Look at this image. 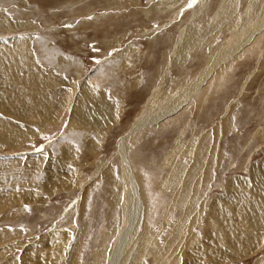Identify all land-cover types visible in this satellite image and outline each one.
Masks as SVG:
<instances>
[{"label": "rangeland", "instance_id": "obj_1", "mask_svg": "<svg viewBox=\"0 0 264 264\" xmlns=\"http://www.w3.org/2000/svg\"><path fill=\"white\" fill-rule=\"evenodd\" d=\"M263 12L0 0V264H264Z\"/></svg>", "mask_w": 264, "mask_h": 264}, {"label": "bare ground", "instance_id": "obj_2", "mask_svg": "<svg viewBox=\"0 0 264 264\" xmlns=\"http://www.w3.org/2000/svg\"><path fill=\"white\" fill-rule=\"evenodd\" d=\"M18 1V0H17ZM228 2V1H227ZM229 2H230V0H229ZM224 3H225V1H224ZM222 6H223V3L221 4ZM170 7V6H169ZM226 7V6H225ZM228 7V6H227ZM226 7V9L228 10V12H232L231 10L232 9H230V11H229V7L227 8ZM231 8V7H230ZM155 9V8H154ZM157 9V8H156ZM225 9V8H224ZM220 10V9H219ZM163 11V10H162ZM225 11V10H224ZM26 12V11H25ZM159 12V11H158ZM227 12V11H226ZM264 13V12H263ZM155 14V13H154ZM220 14V13H219ZM223 15H225V13L223 14ZM222 17V16H221ZM219 19V18H218ZM225 19V18H224ZM227 20V19H226ZM217 21H219V20H217ZM256 31V30H255ZM187 39V38H186ZM181 40V39H180ZM188 40V39H187ZM183 42V41H182ZM110 43V42H109ZM196 43V42H195ZM108 46V45H107ZM109 47V46H108ZM177 48H179V46L177 47ZM17 49V48H16ZM107 49V48H106ZM14 50H15V48H14ZM21 50H23V49H21ZM132 51V50H131ZM109 52V51H108ZM24 55H26L25 56V58L23 59L24 61H25V64H24V66L22 67V69L24 70V73H26V72H28L29 70V68H32V64L30 65V66H28L27 67V65L29 64V61H28V59H27V54H26V51L24 50ZM177 53H178V49H176V52H175V54L177 55ZM183 53V52H182ZM4 54H9V56L11 55V52L10 51H8V52H3L2 54H1V52H0V56H2V55H4ZM18 56V55H17ZM126 56V55H125ZM178 56V55H177ZM132 56H129L128 58H131ZM182 57V56H181ZM236 57V56H235ZM17 58V57H16ZM23 58V57H22ZM120 59H121V57H119ZM123 58V57H122ZM6 59V58H5ZM124 59V58H123ZM122 59V62H120L121 64H119V63H113V64H111V65H113V66H116V67H122V66H124V64L126 63V62H128V60H126V59H124L123 60ZM112 62H115L117 59H115V61H114V59H110ZM18 61V60H17ZM119 61V60H118ZM26 62H28V63H26ZM66 63V62H65ZM5 65V66H4ZM7 65H9V64H7ZM6 65V63H4L3 61H1L0 62V73H4V69H5V67L7 66ZM17 64H16V62H15V64L13 63V67H12V69H10V73H8V75L9 74H11V76H12V78H11V81H14V80H16V75H14L15 73L13 72V70H14V67L16 66ZM75 65H77V62H76V64ZM10 66V65H9ZM34 67V66H33ZM9 68V67H8ZM57 68V67H56ZM123 68V67H122ZM34 69V68H33ZM35 69H38V68H35ZM54 69V68H53ZM121 69V68H120ZM19 71V70H18ZM16 72V71H15ZM18 73V72H17ZM3 75V74H2ZM7 76V75H6ZM43 80V79H42ZM19 82H21V81H19ZM26 82H28V81H24V84L26 83ZM12 83V82H11ZM13 84V83H12ZM63 84V83H62ZM43 85H44V83H43ZM57 85V84H56ZM1 86V85H0ZM2 86H4V85H2ZM161 87V86H160ZM35 88V87H34ZM33 88V89H34ZM77 88V87H76ZM75 88V89H76ZM191 89V88H190ZM35 91H36V89H35ZM160 92H161V89L159 90ZM165 93V92H164ZM170 93V92H169ZM52 94V93H51ZM40 95V94H39ZM171 95H172V93H171ZM43 96V95H42ZM46 96V95H45ZM44 96V97H45ZM166 96V95H165ZM170 96V95H169ZM52 97V96H51ZM54 97V96H53ZM47 98H48V96H47ZM58 98V97H57ZM45 99V98H44ZM52 99V98H51ZM173 98H172V96L170 97V101H168V103H166V105L167 104H172L175 100H172ZM49 100V99H48ZM164 100V99H163ZM165 100H169V97L167 98H165ZM38 101H40V100H38ZM41 101H42V98H41ZM44 102H45V100H43ZM42 101V102H43ZM50 101V100H49ZM53 101V100H52ZM88 101V100H87ZM89 101H91V99H89ZM162 101V100H161ZM26 103H29V102H26ZM35 103V102H34ZM45 103H47V102H45ZM52 103V102H51ZM79 103H81V106L84 104L83 102H81V101H79ZM176 103V102H175ZM31 104V103H30ZM37 104V103H36ZM36 104H35V107H34V111H32V112H34V115H35V113H37V112H40L41 113V115L43 114V111H45L46 109V113H48L49 111H50V109L49 108H46V107H41L39 104L36 106ZM41 104V103H40ZM174 104V103H173ZM172 104V105H173ZM84 106H86L87 107V105L86 104H84ZM168 106V105H167ZM48 107V106H47ZM169 107V106H168ZM173 107V106H172ZM101 109V108H100ZM174 109V108H173ZM171 111H173L172 109H171ZM98 112V111H97ZM52 113V112H51ZM90 113H92V111L90 112ZM46 115V114H45ZM32 116V115H31ZM36 116H38V115H36ZM47 116V115H46ZM39 117V116H38ZM37 117V119L39 120L40 118H38ZM41 117H44V115H42ZM33 118H35V116L33 117ZM41 120H42V118H41ZM45 120V119H44ZM89 123H90V125H92L93 124V121L90 119L89 121H88ZM157 122V121H156ZM1 126V125H0ZM139 126V125H138ZM143 126V125H142ZM142 126H139V127H142ZM136 129V128H135ZM8 130H10V129H8ZM12 131V130H11ZM34 131H36V130H34L33 129V132ZM5 134V133H4ZM15 134V132H13L12 134L10 133L9 135H8V140L7 141H5L7 144H12L13 142H12V140H13V135ZM22 135H23V133L18 137V138H22ZM33 135V134H32ZM31 135V136H32ZM264 142V141H263ZM201 150V149H200ZM202 151V150H201ZM208 157V156H207ZM196 164V163H195ZM180 165V164H179ZM264 167V166H263ZM179 169V168H178ZM128 170V169H127ZM125 171V170H124ZM123 171V172H124ZM254 171V170H253ZM263 173V172H262ZM252 175V174H251ZM255 175V174H254ZM252 177V176H251ZM254 178V177H253ZM252 179V178H251ZM264 175H260V178L259 179H257V181H258V183L260 182V184H261V186H264L263 184H264ZM248 185V184H247ZM10 195H11V193H10ZM246 196V195H245ZM10 197V196H9ZM30 197V196H29ZM32 197V196H31ZM10 198H12V197H10ZM259 198V197H258ZM25 199H27V198H25ZM255 199V198H254ZM260 200V199H259ZM191 204V203H190ZM262 205V204H261ZM254 206V205H253ZM258 207V206H257ZM256 207V208H257ZM261 207V206H260ZM137 208V207H136ZM226 214V213H225ZM134 215V214H133ZM145 224V223H144ZM167 225V224H166ZM145 227H147V226H145ZM211 230V229H210ZM148 232V231H147ZM149 233V232H148ZM148 233H147V235H148ZM236 237V236H235ZM126 239V238H125ZM143 240V239H142ZM190 240V239H189ZM192 240V239H191ZM188 242V241H187ZM143 243V242H142ZM188 244V243H187ZM190 244H192V243H190ZM119 245H121V244H119ZM200 245V244H199ZM228 245V244H227ZM185 246V245H184ZM191 246V245H190ZM118 247V246H117ZM122 248V247H121ZM144 248V247H143ZM121 250V249H120ZM114 252H116V251H114ZM119 253V252H118ZM118 253H115V256L112 258L113 260H112V262H111V264H115V263H117V260L116 259H118ZM114 254V253H113ZM117 256V257H116ZM116 258V259H115ZM114 259L116 260V261H114ZM119 261V260H118Z\"/></svg>", "mask_w": 264, "mask_h": 264}]
</instances>
